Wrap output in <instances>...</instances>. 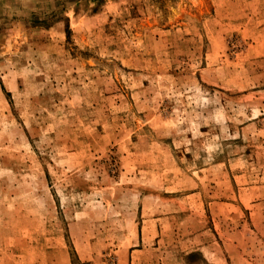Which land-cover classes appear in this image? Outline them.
<instances>
[{
  "label": "rangeland",
  "instance_id": "rangeland-1",
  "mask_svg": "<svg viewBox=\"0 0 264 264\" xmlns=\"http://www.w3.org/2000/svg\"><path fill=\"white\" fill-rule=\"evenodd\" d=\"M0 264H264V0H0Z\"/></svg>",
  "mask_w": 264,
  "mask_h": 264
}]
</instances>
